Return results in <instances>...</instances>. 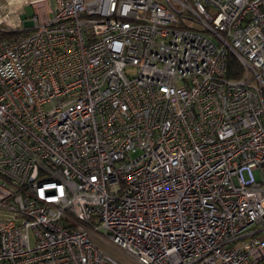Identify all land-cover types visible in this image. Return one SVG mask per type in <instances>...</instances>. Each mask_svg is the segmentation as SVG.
Listing matches in <instances>:
<instances>
[{"label": "built area", "instance_id": "obj_1", "mask_svg": "<svg viewBox=\"0 0 264 264\" xmlns=\"http://www.w3.org/2000/svg\"><path fill=\"white\" fill-rule=\"evenodd\" d=\"M14 13L0 30L28 32L0 38V264H125L99 241L135 264H264V0Z\"/></svg>", "mask_w": 264, "mask_h": 264}, {"label": "rangeland", "instance_id": "obj_2", "mask_svg": "<svg viewBox=\"0 0 264 264\" xmlns=\"http://www.w3.org/2000/svg\"><path fill=\"white\" fill-rule=\"evenodd\" d=\"M5 0H0V22L2 24L0 25H5V23H8L12 21L13 23H17L16 19L13 18L15 15L14 11L19 7L18 1L19 0H12L13 1V7H10V5H6ZM22 1V0H21ZM51 2V1H50ZM34 9L31 5L27 4L24 7L23 13H20L22 17L24 18L23 21L28 20V18L33 14ZM27 24V23H26ZM254 175L256 179L260 178V172L255 170ZM99 244L112 256H114L117 260L125 263V264H135V261H133L130 257H128L127 254L124 253L123 250L119 249L118 247L114 246L111 243L104 242V241H99ZM234 245H228V247H233Z\"/></svg>", "mask_w": 264, "mask_h": 264}, {"label": "trees", "instance_id": "obj_3", "mask_svg": "<svg viewBox=\"0 0 264 264\" xmlns=\"http://www.w3.org/2000/svg\"><path fill=\"white\" fill-rule=\"evenodd\" d=\"M28 32V29H20L14 31H4L0 30V38H6L8 40H14L18 35ZM241 71V67L235 58L231 55L228 56L227 59V76L235 77L239 75Z\"/></svg>", "mask_w": 264, "mask_h": 264}, {"label": "crops", "instance_id": "obj_4", "mask_svg": "<svg viewBox=\"0 0 264 264\" xmlns=\"http://www.w3.org/2000/svg\"><path fill=\"white\" fill-rule=\"evenodd\" d=\"M4 2H5L6 5H8V6L10 5V7H13V1H12V0H5ZM21 3H22V1L19 0L17 5L20 6ZM50 4H51V7H52L53 3L51 2ZM23 11H24V8H23ZM22 13H23V12H22ZM22 18H23V17H22ZM23 19H24V18H23ZM24 23H25V24H26V23L29 24V22H28L27 20L24 21ZM0 24H2V23L0 22Z\"/></svg>", "mask_w": 264, "mask_h": 264}]
</instances>
